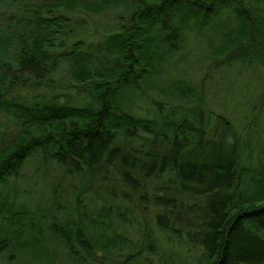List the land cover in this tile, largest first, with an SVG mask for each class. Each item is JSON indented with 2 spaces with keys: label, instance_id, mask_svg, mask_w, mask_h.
<instances>
[{
  "label": "trees",
  "instance_id": "16d2710c",
  "mask_svg": "<svg viewBox=\"0 0 264 264\" xmlns=\"http://www.w3.org/2000/svg\"><path fill=\"white\" fill-rule=\"evenodd\" d=\"M21 1L32 15L9 16L20 31L0 23V114H11L18 125L14 134L0 136V183L35 151L40 164L54 163L80 182L73 185L75 205L64 220L49 215L63 204L58 188L42 217L10 207L0 190V264H15L22 250L44 263L53 260L51 234L72 264H264V161L246 165L249 144L222 114L201 103L153 100L143 85L152 74H162L161 63L179 48L186 28L216 25L224 9L233 10L239 22L236 28L224 25V41L212 53L259 60L264 4L129 0V18L107 34L99 47L106 51L99 54L82 39L54 50V40L66 33L64 23L70 25L67 15L55 13L62 5L72 11L90 0H42L37 6ZM112 2L118 3L92 1L103 8ZM61 62L77 82L79 104L55 99L54 72ZM16 89H44L45 97L17 101L11 97ZM137 99L148 105V114L136 115ZM86 191L90 207L82 202ZM131 218H141V244L123 253L127 238L112 225Z\"/></svg>",
  "mask_w": 264,
  "mask_h": 264
},
{
  "label": "rangeland",
  "instance_id": "374dc122",
  "mask_svg": "<svg viewBox=\"0 0 264 264\" xmlns=\"http://www.w3.org/2000/svg\"><path fill=\"white\" fill-rule=\"evenodd\" d=\"M92 1H89V5L79 6L72 11L66 10L62 5L55 13L67 15L70 20L69 26H66V23L63 26L66 33L59 34L54 40L56 53L65 50L66 47L69 49L70 44L77 39H82L93 53H105L103 46L101 50L99 47L107 34L117 31L120 21L129 18V0H116L118 1L116 5L112 2L106 8H103L101 3L96 4L99 9ZM21 2L18 0L0 3L1 24L7 21L20 31L21 27L17 25L14 18L9 16L24 19L26 15H32L31 10L25 5H20ZM40 2L42 0H32L31 3L37 6ZM48 2L43 1L44 4ZM258 2L264 4V0ZM43 14L48 15L49 12L46 11ZM238 22L233 10L224 9L221 21L216 25L214 21H211L201 30L196 27L186 28L179 48L172 51V54L167 55L170 50L168 45L163 43L167 56L161 63L162 74L161 72H159L160 75L152 74L146 78L143 85L145 88L148 85L147 90L145 89L146 94L153 100L176 101L186 105L201 103L204 109L214 114H222L227 124L231 125L236 134L249 144L243 152L246 165L256 167L258 162L264 161V53L259 60L253 55L244 59H227L232 51L217 58L212 53V49L215 50L214 48L224 41L223 32L226 31L224 25L228 24L227 28H236ZM54 78L58 80L59 85L55 99L71 100L72 103L79 104L80 102L75 99L79 94V87L75 79L71 77L67 63H60L54 72ZM44 91V89H16L11 91V97L17 101L25 98L28 102H36L45 97ZM140 99L134 103V112L136 115L148 114V105H144ZM17 130L18 125L14 122L13 116L1 111L0 136L9 137ZM40 156L39 151L32 152L18 172L12 174L7 182L0 183V190L12 205L10 207L26 208L29 212L40 213L41 216L49 206L47 204L52 189L58 188L57 194L63 204H56L52 210H49L51 213L49 215L54 214L64 220L68 216L69 207L72 208L75 205L76 193H74L73 185H78L80 181L75 174H64L54 163L40 164ZM89 197L90 193L86 191L82 202L88 207H90ZM74 215L77 214L74 213L71 217ZM140 220H129L131 223L115 222L112 225L117 233L127 238V241L122 244L121 252L128 253L140 246L142 227ZM3 224L5 227L7 222ZM149 225L153 226L152 221H149ZM51 235L52 238L47 241V244L49 243L52 251L56 250L52 253L53 260L44 263L41 258L33 256L32 253L26 254L24 250L19 252L18 250L21 249L17 247L19 257L15 259V264H72L66 255L67 250L64 244L59 238H54L55 235ZM160 236L162 239L166 237L164 233H160ZM143 253L144 256H149L148 258L152 256L146 252Z\"/></svg>",
  "mask_w": 264,
  "mask_h": 264
}]
</instances>
